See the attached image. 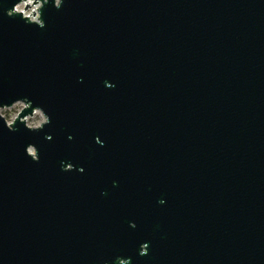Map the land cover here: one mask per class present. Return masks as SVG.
Wrapping results in <instances>:
<instances>
[{
	"label": "water",
	"instance_id": "obj_1",
	"mask_svg": "<svg viewBox=\"0 0 264 264\" xmlns=\"http://www.w3.org/2000/svg\"><path fill=\"white\" fill-rule=\"evenodd\" d=\"M29 1L0 0V264H264V0Z\"/></svg>",
	"mask_w": 264,
	"mask_h": 264
},
{
	"label": "rangeland",
	"instance_id": "obj_2",
	"mask_svg": "<svg viewBox=\"0 0 264 264\" xmlns=\"http://www.w3.org/2000/svg\"><path fill=\"white\" fill-rule=\"evenodd\" d=\"M32 0L29 1L31 3ZM25 6V3H21L17 6V10H23ZM35 10V6L31 5L29 9L24 11L25 15H31V11ZM23 107V103L18 102L13 104L10 107L7 108H2L0 109V114L4 116V118L8 121L11 122L13 118L17 115V113L20 111V109ZM44 121V116L43 114L37 110L35 111L31 116H28L26 118V124L30 127H35L40 125Z\"/></svg>",
	"mask_w": 264,
	"mask_h": 264
},
{
	"label": "built area",
	"instance_id": "obj_3",
	"mask_svg": "<svg viewBox=\"0 0 264 264\" xmlns=\"http://www.w3.org/2000/svg\"><path fill=\"white\" fill-rule=\"evenodd\" d=\"M18 6V5H17ZM17 6H16V8H17Z\"/></svg>",
	"mask_w": 264,
	"mask_h": 264
}]
</instances>
